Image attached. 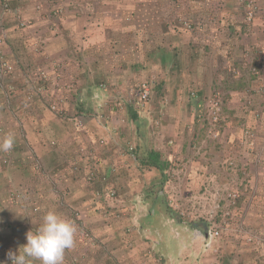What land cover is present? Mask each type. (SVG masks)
Segmentation results:
<instances>
[{
  "label": "rangeland",
  "instance_id": "rangeland-1",
  "mask_svg": "<svg viewBox=\"0 0 264 264\" xmlns=\"http://www.w3.org/2000/svg\"><path fill=\"white\" fill-rule=\"evenodd\" d=\"M18 1H0L18 45L1 50L14 71L0 81V110L19 113L31 80L37 122L60 121L53 137L78 143L64 163L99 194L85 212L100 223L76 226L70 264H264V0ZM135 86L150 93L138 125L127 107ZM13 119L28 136L26 120ZM154 150L169 185L148 191L143 227L131 220L130 177L159 173L142 160ZM46 204L34 212L79 218Z\"/></svg>",
  "mask_w": 264,
  "mask_h": 264
},
{
  "label": "crops",
  "instance_id": "crops-1",
  "mask_svg": "<svg viewBox=\"0 0 264 264\" xmlns=\"http://www.w3.org/2000/svg\"><path fill=\"white\" fill-rule=\"evenodd\" d=\"M32 1L33 0H19L18 2L23 8V5H25L26 2L31 4ZM8 16L9 15L5 13L0 14V31L6 30L7 33H12L14 28H12L10 22L14 21V19L10 16L8 18ZM6 21L8 22V26H5ZM7 44L10 45V38L8 39ZM11 47L17 48L18 45H12ZM4 48H7L6 43L3 46V49ZM0 81L4 82L5 78H0ZM17 83L20 86L26 85V81L22 79L17 80ZM27 85L31 92L33 90V82L29 80ZM20 92L21 91H19V93ZM24 102L26 104L24 103V106L19 113L14 114L11 112L12 114H7L5 108H2V111L0 110V128L2 129L0 140L9 134L13 135L15 138V144L12 150L9 152L0 151V254L2 253V249H4L7 253L9 251H16L19 246L27 242V232L30 230L35 231L42 222L43 215L35 213L43 207L42 203H47L45 208L51 206L62 211L73 210L75 212L78 210L79 218H76L73 215V217H65L64 215H62L64 217L61 216L64 219L72 221L74 225L78 227V230L80 226H98L100 223L96 217L94 218L89 215V213L85 212L86 209L99 208L98 206H93V204L88 203V201L92 200H97L98 202L99 197H95V194L98 191H94V189L91 190L87 187L84 182L85 177H81L77 170L73 171L66 163H64L66 158L67 161H69L71 160V155L74 158L78 153L75 148V145L78 143H74L70 147L67 145L65 147L62 146L60 143V137L62 135L59 136L62 133H59L56 136L57 138L53 137V135L55 136L54 130L56 129V125L59 127L60 124L61 127L60 121L56 122L44 119L41 123H38V115L43 111L42 104L37 99H32L31 102L27 99V101ZM13 117L17 119L22 117V121L24 119L26 120L27 123L25 131L28 136L24 137L21 133H19L18 124L15 122ZM60 130L62 132V129ZM47 133H49L50 138L46 136ZM55 142H59V146L55 147ZM53 155H57V158L55 157L56 160L53 158ZM130 156L136 160V156L133 154ZM133 158L130 157V166L132 165L131 159ZM37 159L44 162L51 160V162L53 161L55 164L54 166L52 164L47 166L45 165L46 168L43 169V173L37 172L33 167L34 160ZM58 161H60V163ZM61 161L63 163H61ZM162 163L166 164V162ZM210 163L213 164V159L209 160L207 168H209ZM191 166H194L191 171L193 172L196 165L191 164ZM64 168L68 171H64ZM69 170H72V172ZM196 170L197 169H195V171ZM155 171L159 173L154 174L152 180H146L141 177V175H143L142 173H140L138 178L135 180H131L130 177L129 196L130 216H132L131 220L138 219L143 227L146 221L145 218L142 217L139 208H143L148 191L153 190V188H164L166 185H169V179L167 178L166 173L162 174L160 170L157 169H155ZM35 174L40 176V178L36 177ZM205 174L207 177L209 175V177L212 178L213 170L211 169L210 171L205 172ZM55 175L57 179L55 182L58 184L56 186L52 184L51 187L50 180H53ZM163 192L164 191H161L160 194L162 193V195H165ZM51 193L52 195H50ZM39 199L40 202L38 201ZM157 200L159 201L160 198ZM220 203L222 204V201ZM140 204L141 207L139 206ZM18 213L20 215H18ZM81 237L82 235L79 231V235H75L74 246L67 249L65 252L64 264H70L71 257L78 252L79 244H81ZM101 239L105 240L107 239V236H103ZM85 241L86 240L84 239V242ZM217 241L218 240L215 242ZM213 244L215 243L213 242ZM67 260L69 263H65ZM0 261H7L6 256L3 255L0 258Z\"/></svg>",
  "mask_w": 264,
  "mask_h": 264
},
{
  "label": "clouds",
  "instance_id": "clouds-1",
  "mask_svg": "<svg viewBox=\"0 0 264 264\" xmlns=\"http://www.w3.org/2000/svg\"><path fill=\"white\" fill-rule=\"evenodd\" d=\"M5 7L8 8L7 3ZM3 13L6 14V12ZM1 33L5 34L3 42L0 43V78L3 79L6 75H11L14 68L10 65L2 67L6 62L1 50L8 39V33L6 30L0 31ZM40 93H43L42 89H40ZM14 144L15 138L9 134L0 140V151L9 152ZM211 232L206 235L205 240L210 237ZM75 233L76 226L72 221L62 218L54 211H49L43 216L42 222L35 231L27 232L25 244L19 246L16 251H9L7 254L2 249L0 258L4 255L7 261L0 262V264H36V262L38 264H64L66 250L74 246Z\"/></svg>",
  "mask_w": 264,
  "mask_h": 264
},
{
  "label": "trees",
  "instance_id": "trees-1",
  "mask_svg": "<svg viewBox=\"0 0 264 264\" xmlns=\"http://www.w3.org/2000/svg\"><path fill=\"white\" fill-rule=\"evenodd\" d=\"M88 47H90L89 44H88ZM236 87H234V88L237 90ZM145 88H146V86H141V87L135 86V88L133 89V93L130 94V98L128 100L129 101V104H128L127 107H128V111L130 112V118L132 119V122L133 123L135 122V124H137V125L139 123V120H138L139 119V111L142 110V109H144V107L148 103V100L147 99H143L142 98V96L144 94V91H145ZM156 91H157L156 92L157 95L158 94L159 95H162V92H163L162 86H157ZM136 92L139 93L138 96H135V93ZM32 95H31V93H28V94H26L25 98L26 99H33L34 97ZM122 107H125V106H122ZM137 151H139L138 146L136 147V149H133L132 150V154H134V156H136L137 153H138ZM161 157L162 156H161V154L159 152H157L155 150L154 151H149L146 156H143L142 157L143 164H144V161H147V164H148V166H146L147 169H152V168L153 169H157V170H160L161 173L163 174V172L167 169V166H166V164L162 163L163 161H160ZM115 194H116V192H115ZM98 195L99 194H97V197H98Z\"/></svg>",
  "mask_w": 264,
  "mask_h": 264
},
{
  "label": "built area",
  "instance_id": "built-area-1",
  "mask_svg": "<svg viewBox=\"0 0 264 264\" xmlns=\"http://www.w3.org/2000/svg\"><path fill=\"white\" fill-rule=\"evenodd\" d=\"M252 17H253V15L250 14L249 17H248L249 22L252 21ZM4 38H5V34L4 33H1L0 34V43L3 42V39ZM2 67L5 68L7 66H6V64H4V65H2ZM149 96H150L149 90H147V88H145V91H144V94H143L142 98L143 99H148ZM51 108L53 110H56V105H53ZM114 195H115V192L112 193V196H114ZM220 232L221 231L219 229H217V228L214 231H212L211 234H210V237L206 240L207 241V244H210L211 245L212 242H213V240H215L216 238H218V236L220 235ZM258 241H260V238H259ZM6 254H7V252H6Z\"/></svg>",
  "mask_w": 264,
  "mask_h": 264
}]
</instances>
